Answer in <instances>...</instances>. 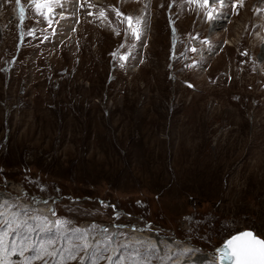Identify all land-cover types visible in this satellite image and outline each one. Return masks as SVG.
Wrapping results in <instances>:
<instances>
[{
    "label": "rangeland",
    "instance_id": "rangeland-1",
    "mask_svg": "<svg viewBox=\"0 0 264 264\" xmlns=\"http://www.w3.org/2000/svg\"><path fill=\"white\" fill-rule=\"evenodd\" d=\"M61 5L0 0V200L91 247L21 229L5 259L24 264L26 234L29 257L56 242L33 264H119L139 242L150 264H218L232 235L264 240V0Z\"/></svg>",
    "mask_w": 264,
    "mask_h": 264
},
{
    "label": "snow or ice",
    "instance_id": "snow-or-ice-1",
    "mask_svg": "<svg viewBox=\"0 0 264 264\" xmlns=\"http://www.w3.org/2000/svg\"><path fill=\"white\" fill-rule=\"evenodd\" d=\"M20 0H17L19 4ZM36 4V9L39 15L42 17L45 16V12L52 13L54 8L61 7V0H34ZM193 3H202L207 6L209 0H191ZM229 2V0H221V3ZM23 15V10H21ZM116 14L122 15L118 10ZM103 15V13H101ZM217 17L209 14L207 17L208 20L215 21ZM129 27H131L133 18L126 17ZM49 23L51 20L49 18ZM135 23L139 25V28L133 29L132 35L135 39L139 40L142 35L144 22L140 19H136ZM119 34V33H117ZM196 51V49H192ZM122 60H126L127 57H121ZM16 208L14 203L10 204L7 200H0V228L4 229L0 232V264H10V261L5 259L9 254V250L4 243V237L9 236L18 230H26L27 233H30L34 230L39 231H55L58 233H68L74 232L80 234L81 243L74 244V248L88 249L91 247V244L87 239L84 238V233L87 229L73 228L70 225V222L64 218H57L56 220H49L47 217L40 216H29L28 219L21 221L18 214H13L11 217L8 213ZM55 215V212H53ZM118 219V216H117ZM29 220H35V226L29 224ZM104 233H108V229L104 228L102 230ZM105 239L109 244L113 242V236L111 234L106 235ZM23 246L17 251L13 249L11 255H20L25 257L24 264H33L34 260H42L45 255L52 256L54 259L57 256L55 250V240L49 241L48 246L41 245L40 250L36 252L34 257H29L26 254L29 251H35V246L31 243L30 235H25ZM143 245L144 252H155L157 251V246L151 244L150 242H139ZM49 246L51 251H49ZM125 247H131V245H125ZM195 250L194 249H185L184 254L190 256ZM144 252H141L139 248L136 249L135 254L131 255L128 258L121 259L119 264H150L148 260L144 257ZM218 259L220 261H227L228 264H264V240L256 238L251 232H241L239 235L233 236L226 244L217 249ZM68 260L77 259L75 255H70ZM56 264H66L64 259L56 260ZM92 264H98L97 260H92ZM203 264V262H201Z\"/></svg>",
    "mask_w": 264,
    "mask_h": 264
},
{
    "label": "water",
    "instance_id": "water-1",
    "mask_svg": "<svg viewBox=\"0 0 264 264\" xmlns=\"http://www.w3.org/2000/svg\"><path fill=\"white\" fill-rule=\"evenodd\" d=\"M245 231L253 233V235H254L256 238H258V237L254 234L253 231H251V230H244V231H242V232H245ZM240 233H241V232L232 235V236H231L230 238H228L223 244H221L219 247L216 248L215 253H216L217 257H218L217 249L222 248V247L226 244V242H227L228 240H230L233 236L239 235ZM258 239H260V238H258ZM217 259H218V258H217ZM217 263H218V264H228L227 261H220L219 259L217 260Z\"/></svg>",
    "mask_w": 264,
    "mask_h": 264
},
{
    "label": "bare ground",
    "instance_id": "bare-ground-1",
    "mask_svg": "<svg viewBox=\"0 0 264 264\" xmlns=\"http://www.w3.org/2000/svg\"><path fill=\"white\" fill-rule=\"evenodd\" d=\"M213 27L215 28V26L213 25ZM213 29V28H212Z\"/></svg>",
    "mask_w": 264,
    "mask_h": 264
}]
</instances>
